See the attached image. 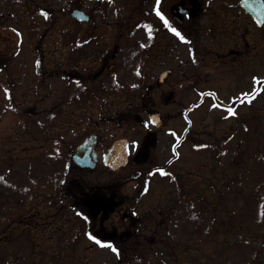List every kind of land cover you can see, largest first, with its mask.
<instances>
[{
  "label": "rangeland",
  "instance_id": "374dc122",
  "mask_svg": "<svg viewBox=\"0 0 264 264\" xmlns=\"http://www.w3.org/2000/svg\"><path fill=\"white\" fill-rule=\"evenodd\" d=\"M73 3L0 0V264H264V79L259 83L252 79L264 78V26L245 29L244 36L241 30H223L224 46L212 45L211 33L202 31V75L192 82L170 78L151 90L149 97L145 87L154 86L153 75L162 65L148 61L142 68L143 86L139 83L138 87H143L145 107L152 106L167 117L154 148V157L165 170L144 180H128L123 186L129 199L147 189L136 205L139 213L147 208L155 212L157 199L165 207L174 200L170 242L168 230L155 227V220L147 221L149 226L128 227L135 234L144 231L139 235L145 237V248L140 257L121 260L108 248L79 236L85 227L79 220L71 222L69 213H61L63 232L52 243L45 244L43 237L30 242L26 228L16 225L27 197L36 198L44 188L52 189L59 178L79 183L82 191L118 178L102 163L81 172L71 165L68 152L88 134L97 133L105 148L115 138L126 136L133 141L142 134L135 121L114 116L115 109L136 107L139 99L124 98L125 90H113L116 81L97 74L103 61L84 56L74 67L63 65L68 64L73 43L69 35L74 24L68 16ZM236 6L237 0H213L207 12L218 7L231 20L238 13ZM106 40V35L97 36V50L105 49L108 56L103 55L107 59L103 69L115 63L114 71L107 74L114 73L121 80L126 73L115 61L127 51L114 47L115 37ZM230 49L239 52L228 54ZM59 61H63L61 67ZM131 81L134 84L135 78ZM253 86L261 91L249 103L241 93ZM4 87L10 91V100ZM208 89L214 95L201 99L200 92ZM82 92L93 95L85 100ZM197 100L201 103L185 116ZM222 102H235L237 114L213 107ZM179 140L182 143L174 155L172 146ZM54 141L60 142L64 156L58 162L47 156ZM131 170L129 166L121 175ZM50 227L60 229L56 224ZM60 237V253L52 254ZM148 237L154 243L146 242Z\"/></svg>",
  "mask_w": 264,
  "mask_h": 264
},
{
  "label": "flooded vegetation",
  "instance_id": "af4514ba",
  "mask_svg": "<svg viewBox=\"0 0 264 264\" xmlns=\"http://www.w3.org/2000/svg\"><path fill=\"white\" fill-rule=\"evenodd\" d=\"M211 1L213 0H161L160 4L157 5L156 0H74L73 6L68 9V16L74 24L69 35L71 37L69 40L73 43H71L72 47L67 54L68 64L59 61L57 66L61 67L63 64L67 67H74L79 63L80 57L84 56L103 61V65L97 74H105L106 77L104 78L109 81L114 80L117 84H128L126 88H121L126 91L124 98L136 97L139 99L136 107L135 104H132V108L129 109L128 107L127 110L115 109L114 116L121 121H135L142 127V134L133 141L126 136H121L128 140L129 162L116 171L109 170L104 166L111 174L118 176L113 182L94 185L87 191L80 192L79 183L76 185L70 183L69 180L64 182L61 179L55 188L40 191V196L36 198L29 194L30 196L25 202V212L17 219L16 225H19L23 230L26 228V231L24 230L25 237L30 242L33 241V237H43L45 244L47 242L52 243L54 236L63 232L62 212L71 214V219L66 218L70 219L71 222L81 221L80 225L84 226L85 230L83 229L79 236L84 235L88 238L86 233L91 232L100 239L112 241L115 247L119 249V255L117 256L111 249H108L116 258L140 257L141 250L145 248V237L139 235L143 234L144 231L135 234L134 230H130L128 227L137 228L147 224V221L155 220L154 226H164V229L168 230V238L170 237L169 228L173 226L174 200H171V204L165 207L157 199L158 206L155 212L152 208H147L139 213L136 210V205L146 192L145 189L144 191L139 190L137 195L129 199V195L123 186L129 179L136 180L140 177L143 179L144 175H149L153 170L165 169V165L158 164L154 157V148L160 143L158 133H161L162 127L167 122V117L152 106L145 107L143 87H138V84L143 86L142 68L148 61L160 63L162 68L153 75L154 86L147 87L149 91L146 93V97L150 96L151 90L166 84L170 78L188 79L192 82V79L195 80L200 74L202 75L199 69L204 64L201 52L205 53V49L202 51L201 48L202 31L203 33H211L212 45L219 46L221 44L224 46L226 42L220 34L223 30L231 28L232 32L235 33H239L241 30L240 34L244 36L243 31L245 29L249 30V28L256 26L254 18L239 5V0H237L236 6L238 13L231 20L225 17L218 7H215L214 11L207 12ZM156 7H159L170 24L187 38L186 42L181 41L164 25L163 21L156 15ZM71 10L80 12L84 18L71 16ZM102 34L106 35L108 40L115 37L114 47L120 50L119 52L127 51L121 56V59L118 57L115 61L126 73L121 80H118L114 73L111 76L107 74L114 71L113 69L117 66L115 63L111 62L107 68L103 69L107 61L103 58L108 57L107 52L105 47L103 48L104 51L102 49L97 50V36ZM86 41L87 43H85ZM118 43L124 47L122 48ZM246 47L249 49V42H246ZM237 52L239 51L230 49L228 54H237ZM103 55L105 56L103 57ZM116 56L118 55H110L109 57L112 59ZM175 64H177V68H175ZM133 77L135 78L134 84L131 81ZM116 90L120 89H114V91ZM206 91L200 92L201 99H205L215 92L211 89ZM175 92V90L170 91L168 98L171 99ZM92 95L91 92H82L85 100ZM66 99H70L69 95ZM77 102L80 103L81 101ZM227 106L233 107L234 104H227ZM192 108L193 104L186 111L189 112ZM154 112L159 115L152 118ZM155 123L159 125L157 126ZM91 135L95 136L94 150L98 163H102L113 140L105 148L99 139V135L93 132L83 138L78 145ZM179 143L181 142L178 141L172 146L174 152H176ZM59 145V141L51 142L49 155H47L57 162L64 158L59 150ZM129 166L132 168L131 173L122 176L121 173ZM74 168L79 170L75 166ZM81 171H86V169ZM12 202L15 203V199ZM80 213H83V216H87L88 219L85 220ZM151 213L150 218L142 219V216L149 217ZM54 224L58 225L60 229H51L50 226ZM47 232H50L48 238ZM74 239L70 241L71 244L75 242ZM62 241V237L56 239L57 245L52 254L58 255L60 253L59 245ZM146 242L152 244L154 238L148 237ZM92 243L95 244L93 241Z\"/></svg>",
  "mask_w": 264,
  "mask_h": 264
},
{
  "label": "water",
  "instance_id": "95a60500",
  "mask_svg": "<svg viewBox=\"0 0 264 264\" xmlns=\"http://www.w3.org/2000/svg\"><path fill=\"white\" fill-rule=\"evenodd\" d=\"M248 4H251L252 7H249ZM240 5L243 6L246 11H249V9L254 10L255 12H252V14L254 15L255 19H257L258 14L261 11L262 0H248L247 4L245 3V0H241ZM71 15L81 19L84 18L82 15H80V12H77L75 10L71 12ZM156 115L157 114H154L153 116ZM94 145L95 137L91 136L82 145L70 152L71 161L80 168L95 167L97 164V157L94 151ZM127 155L128 151L125 139H118L114 141L113 144L110 146L108 153L104 159V163L109 168L117 170L121 165L126 164Z\"/></svg>",
  "mask_w": 264,
  "mask_h": 264
},
{
  "label": "snow or ice",
  "instance_id": "6c2138e0",
  "mask_svg": "<svg viewBox=\"0 0 264 264\" xmlns=\"http://www.w3.org/2000/svg\"><path fill=\"white\" fill-rule=\"evenodd\" d=\"M161 2V0H156V4L159 5ZM245 3L247 4L248 3V0H245ZM249 7H252L251 4H248ZM156 11V15L163 21L164 25L166 27H168L170 29V31L172 33H174L177 37H179V39L181 41H187V38L175 27H173L169 20L167 19V17H165V15L160 11L159 7H156L155 9ZM41 12L42 14L47 17L48 13L46 11H44L43 9H41ZM264 0H262V7H261V11L260 13L258 14V17L256 19V23L257 24H261V25H264ZM14 31H17L14 29ZM19 34V33H18ZM253 81L259 83L262 79L264 78H258V77H253L252 78ZM4 93L5 95L8 97V99L10 100L11 99V96H10V91L7 87H4ZM261 91L260 88H254L251 92H244V93H241V95L250 103L252 99H254L255 95ZM214 95V94H213ZM213 107H225V110L227 112L228 115H231V116H235L237 113L235 111V109L231 106H223V105H213ZM226 118V117H225ZM197 147H199V145H197ZM156 171L160 172V173H164V169L163 168H160V169H157ZM145 191H147V189H145ZM80 215L83 216V213H80ZM83 218L85 220L88 219L87 216H83ZM86 235L88 236V238L93 241L95 244L101 246V247H107L109 249H111V251L113 253H116V255L118 256L119 255V249L115 247V245L112 243V241L110 240H103V239H100L98 236L92 234L91 232H87Z\"/></svg>",
  "mask_w": 264,
  "mask_h": 264
},
{
  "label": "trees",
  "instance_id": "16d2710c",
  "mask_svg": "<svg viewBox=\"0 0 264 264\" xmlns=\"http://www.w3.org/2000/svg\"><path fill=\"white\" fill-rule=\"evenodd\" d=\"M200 212V211H199ZM193 216L196 218L197 217V215H196V213L194 212L193 213ZM240 233H242V231H239ZM240 238H242V237H240Z\"/></svg>",
  "mask_w": 264,
  "mask_h": 264
}]
</instances>
